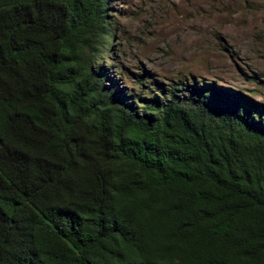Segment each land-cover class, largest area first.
<instances>
[{
  "label": "trees",
  "instance_id": "trees-1",
  "mask_svg": "<svg viewBox=\"0 0 264 264\" xmlns=\"http://www.w3.org/2000/svg\"><path fill=\"white\" fill-rule=\"evenodd\" d=\"M107 14L0 0V264H264V106L192 80L138 111Z\"/></svg>",
  "mask_w": 264,
  "mask_h": 264
},
{
  "label": "rangeland",
  "instance_id": "rangeland-1",
  "mask_svg": "<svg viewBox=\"0 0 264 264\" xmlns=\"http://www.w3.org/2000/svg\"><path fill=\"white\" fill-rule=\"evenodd\" d=\"M106 4L115 35L113 52L106 46L108 33L96 64L106 73V85L132 96L138 111L137 99L147 91L160 97L173 82L192 80L230 89L264 106V0ZM141 76L146 79L142 85L137 81Z\"/></svg>",
  "mask_w": 264,
  "mask_h": 264
}]
</instances>
